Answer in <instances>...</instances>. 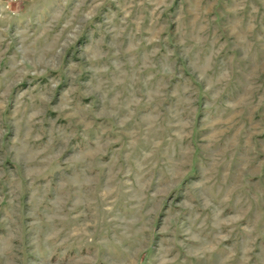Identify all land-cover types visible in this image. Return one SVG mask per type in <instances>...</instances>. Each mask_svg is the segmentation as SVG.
Wrapping results in <instances>:
<instances>
[{
    "label": "rangeland",
    "instance_id": "374dc122",
    "mask_svg": "<svg viewBox=\"0 0 264 264\" xmlns=\"http://www.w3.org/2000/svg\"><path fill=\"white\" fill-rule=\"evenodd\" d=\"M0 264H264V0H0Z\"/></svg>",
    "mask_w": 264,
    "mask_h": 264
}]
</instances>
